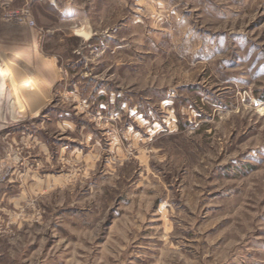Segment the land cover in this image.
I'll list each match as a JSON object with an SVG mask.
<instances>
[{
    "label": "rangeland",
    "instance_id": "374dc122",
    "mask_svg": "<svg viewBox=\"0 0 264 264\" xmlns=\"http://www.w3.org/2000/svg\"><path fill=\"white\" fill-rule=\"evenodd\" d=\"M0 71V264H264V0H0Z\"/></svg>",
    "mask_w": 264,
    "mask_h": 264
},
{
    "label": "bare ground",
    "instance_id": "6f19581e",
    "mask_svg": "<svg viewBox=\"0 0 264 264\" xmlns=\"http://www.w3.org/2000/svg\"><path fill=\"white\" fill-rule=\"evenodd\" d=\"M76 35H78V36H83V37H87L88 36V34H85V33H83L82 31H80V30H77L76 31ZM4 71H6V70H4ZM0 75L1 76H8L7 74H6V72H2V71H0Z\"/></svg>",
    "mask_w": 264,
    "mask_h": 264
}]
</instances>
